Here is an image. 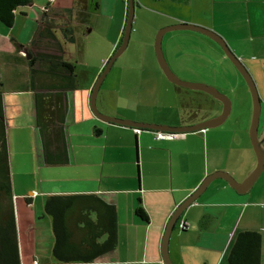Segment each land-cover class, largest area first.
Masks as SVG:
<instances>
[{"label":"crops","instance_id":"0c3cea01","mask_svg":"<svg viewBox=\"0 0 264 264\" xmlns=\"http://www.w3.org/2000/svg\"><path fill=\"white\" fill-rule=\"evenodd\" d=\"M48 1L31 0L16 8L12 26L0 25V82L20 264H163L161 239L176 206L214 171L229 172L241 181L253 169L255 161L247 140L249 112L245 110L236 123L233 118L216 127L181 133L174 139H155L152 130L136 133L132 127L99 120L90 109L89 96L95 79L121 42L128 0H53L45 16H52L57 24L70 26L75 32L84 31L88 17H92L90 30L100 26L98 44L104 50L92 79L67 93L69 162L45 165L35 124L28 58L22 50L29 47ZM136 2L140 12L145 10L140 2L151 4L146 5V13L159 17L147 28V45L152 44L149 36L158 28L185 22L213 29L215 17L220 15L213 0ZM186 50L175 56L184 60ZM194 55L192 61L183 62L188 74L181 77L214 85L212 71L194 60ZM134 71L138 85L123 89V101L113 90L108 91L110 98L101 99L102 113L183 125L221 111V103L205 92L174 85L164 74L150 73V69ZM144 81L146 87L140 83ZM153 82L160 84L158 89L156 85L150 89ZM164 94L173 101L166 102ZM261 97L264 101V95ZM126 101L135 107L123 105ZM261 116L264 131V104ZM95 127L101 133L96 134ZM232 132L233 138L228 134ZM263 174L264 167L260 177ZM251 191L252 187L247 191L249 199ZM70 194H95L115 206L116 248L90 263H60L52 254L51 217L44 212V201L49 195ZM138 205L147 219L136 214ZM181 221L187 222L185 229L179 228ZM256 222L259 224L254 227ZM244 230L260 232V264H264V178L255 189V198L249 201L217 178L180 215L169 238L170 259L173 264H229V248L236 233Z\"/></svg>","mask_w":264,"mask_h":264},{"label":"trees","instance_id":"16d2710c","mask_svg":"<svg viewBox=\"0 0 264 264\" xmlns=\"http://www.w3.org/2000/svg\"><path fill=\"white\" fill-rule=\"evenodd\" d=\"M30 1L0 0V23L6 27L12 26L16 8ZM51 4V0L48 1L42 10V18L27 48L31 55L27 64L42 162L45 165H63L70 159L65 130L67 93L78 86L75 64L64 56V44L75 40V29L57 24L52 16H45ZM57 30L61 32L63 40ZM2 91L0 82V264H20ZM94 132L99 134L101 129L95 127ZM43 209L51 217L54 235L52 254L58 262L90 263L116 248L115 206L99 196L49 195ZM135 212L147 219L141 205L136 207ZM92 213L94 218L91 217ZM227 260L229 264H260V232L244 230L236 233Z\"/></svg>","mask_w":264,"mask_h":264},{"label":"rangeland","instance_id":"374dc122","mask_svg":"<svg viewBox=\"0 0 264 264\" xmlns=\"http://www.w3.org/2000/svg\"><path fill=\"white\" fill-rule=\"evenodd\" d=\"M208 1L211 2V0ZM213 1L215 3V9L220 13V15H216L213 24L214 28L212 30L224 39L229 49L242 62L252 76L258 90L262 106V104H264L261 97V95H264V0ZM140 4L141 9L145 10L140 12V7H138L139 4L135 5L132 30L128 45L123 53L114 61L100 86L96 98V106L99 111L101 107V99L110 98L108 91L113 90L114 93L120 95V101H123V89L135 88L138 85L139 81L135 78L136 73L134 70L150 69V73L157 72L159 74H163L157 63L154 52V37L159 28L154 33L152 32L149 36V39L152 40V44H146L147 28H149L150 24H154L159 17L156 15L152 16L148 12L146 13V5L151 4H144L142 2H140ZM137 17L138 19H136ZM92 19V17H88L85 31L79 29L75 32V41L64 44V56L75 64L77 83L79 85H86L88 81L92 79L94 74L93 71L98 66L100 56L104 50V48H101L98 44V35H100L99 31L102 30L100 26L90 30L93 22ZM0 25L2 26L1 23ZM221 33H224V35L229 39V42L225 40ZM57 34L60 39L63 40L61 36L62 34L59 30H57ZM162 50L169 67L182 80L185 79L181 76L188 74V71L184 69V65L182 64L186 60H191L190 57L194 54V60L202 62L207 67V71H212L210 75L213 79L211 81L215 86L211 84L208 85L215 87L220 92L225 94L231 103L230 113L225 122L234 118L236 123V118L242 117L245 110H247V113L249 112L247 140L251 156L256 163V156L252 148L248 132L252 115L251 93L243 76L225 55L221 46L210 37L197 31L172 30L164 34L162 38ZM184 50L187 51V57H185L184 60L175 56V54L182 53ZM189 50L196 51V53H190ZM174 58H176V60ZM140 83L145 85V87L147 85L146 81ZM157 83L158 82H153L154 86L150 89H154L155 85L156 89H158L160 84L158 83L157 86ZM216 85L221 88H218ZM164 95L166 97L165 99H167L166 102L173 101V98L169 96V94ZM179 102L183 104L181 97H179ZM123 105L130 108L135 107L133 103L128 101L124 102ZM201 105L202 104L200 103L199 106ZM113 117L121 118L118 116ZM261 122L262 116H259L258 133H262L263 131L261 128ZM228 134L232 138L234 137L233 132ZM263 178L264 174L257 178V183L255 184L254 182L255 185H252V198L249 199L246 197L249 196V192H246L244 194H240L242 199L245 198L248 201L254 199L255 189L259 184H262ZM28 180L32 181L33 178L30 177ZM258 224L259 222H256L254 227ZM53 245L54 235L52 247Z\"/></svg>","mask_w":264,"mask_h":264},{"label":"water","instance_id":"95a60500","mask_svg":"<svg viewBox=\"0 0 264 264\" xmlns=\"http://www.w3.org/2000/svg\"><path fill=\"white\" fill-rule=\"evenodd\" d=\"M134 8H135L134 0H128L127 16H126L123 33H122L121 42L119 46L115 49V51L111 54V56L108 58L105 66L103 67V69L101 70L97 78L95 79L94 84L91 88V92L89 96V106H90L92 113L99 120L104 121V122L113 123V124L128 126L132 128H141V129H146V130L148 129V130H157V131H165V132H173V133H188L192 131L205 130L207 128L216 127L225 121L231 109L230 100L225 94L220 92L215 87L205 84V83H198V82L182 80L169 67L165 59L163 50H162V38L166 32L172 31V30H193V31L202 33L210 37L212 40L216 41L221 46L225 55L229 58V60L236 67L238 72L243 76L244 80L246 81L248 85V88L251 93V98H252V115H251L248 132H249L250 142H251L252 148L256 156L255 166L246 175V177L241 181L236 180L234 176H232L231 173L223 171V170H217V171H214L206 175L204 179L200 182V184L197 186V188L193 190L182 202H180L176 206V208L174 209V211L172 212L171 216L168 219V222L166 224V227L164 229L163 236L161 239V244H160V252H161L163 264H173V262L170 259L169 251H168V243H169L170 234L172 230L174 229L177 219L180 217L183 211L191 203L196 201V199L206 190L210 182H212L213 180L217 178H221L225 180L228 183V185L232 189H234L238 194H244L252 187L254 182L260 176L263 170V167H264V131H262V133H258L261 100H260L258 90L256 88V85H255V82L252 76L250 75L246 67L242 64V62L229 49L224 39L219 34H217L212 29H209V28H206L200 25L179 22V23L170 24V25L161 27L157 30L155 34V38H154V52H155L157 63L161 71L163 72L164 76L169 82L179 87L203 91L209 94L210 96H212L214 99L218 100L221 103L222 105L221 111L217 115L211 118H207V119L195 122L193 124H183V125H168V124L141 122V121H135V120L127 119V118L126 119L117 118V117H113V116L100 112L96 106L97 94L99 92L100 86L104 78L109 72L114 61L123 53V51L126 49L128 45L130 33L132 30ZM84 31H85V28H84ZM22 53L28 59L31 57V55L28 53L27 48H23Z\"/></svg>","mask_w":264,"mask_h":264},{"label":"built area","instance_id":"2783aa9c","mask_svg":"<svg viewBox=\"0 0 264 264\" xmlns=\"http://www.w3.org/2000/svg\"><path fill=\"white\" fill-rule=\"evenodd\" d=\"M51 1H53V0H51ZM134 131L136 133H139L142 131V129L141 128H134ZM152 132L154 134L155 139H174V138L178 137L180 134V133L157 131V130H152ZM178 226L181 229H185L187 227V222L181 221V222H179Z\"/></svg>","mask_w":264,"mask_h":264},{"label":"clouds","instance_id":"9594fccd","mask_svg":"<svg viewBox=\"0 0 264 264\" xmlns=\"http://www.w3.org/2000/svg\"><path fill=\"white\" fill-rule=\"evenodd\" d=\"M181 134V133H180Z\"/></svg>","mask_w":264,"mask_h":264}]
</instances>
